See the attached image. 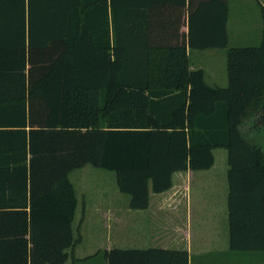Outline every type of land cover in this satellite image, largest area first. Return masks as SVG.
Listing matches in <instances>:
<instances>
[{
    "label": "trees",
    "instance_id": "obj_1",
    "mask_svg": "<svg viewBox=\"0 0 264 264\" xmlns=\"http://www.w3.org/2000/svg\"><path fill=\"white\" fill-rule=\"evenodd\" d=\"M228 11L227 0H0V264L65 263L80 241L72 170L114 172L129 208L145 210L174 173L209 169L215 148L227 152L229 249L264 253V23L259 44L228 47ZM187 48L226 49L227 86L190 70ZM102 254L189 264L186 249Z\"/></svg>",
    "mask_w": 264,
    "mask_h": 264
},
{
    "label": "rangeland",
    "instance_id": "obj_2",
    "mask_svg": "<svg viewBox=\"0 0 264 264\" xmlns=\"http://www.w3.org/2000/svg\"><path fill=\"white\" fill-rule=\"evenodd\" d=\"M228 4V47L259 44L264 19L258 1L228 0ZM225 56L226 49L221 48L194 50L190 60L196 68L204 70L208 84L220 85L218 82L226 79ZM258 138L264 150V134L259 133ZM213 156L212 168L194 171V180H190L187 190L193 209L185 238L191 244L193 264H207L215 251L228 249L227 215L223 212L227 152L224 148H216ZM68 178L77 198L72 225L74 236L79 234L80 241L74 248V257L78 260L75 264H104L102 253L111 248L187 247L186 243L173 245L157 240L159 236L164 242H176L182 233L169 229L160 235L155 231L151 206L145 210L129 208V197L118 190L114 172L86 164L72 170ZM110 204L114 206L108 208ZM185 214L189 220L188 213ZM167 217L171 219L172 213L169 212ZM169 223L171 226V221ZM88 256L94 257L87 259ZM65 264H70V258Z\"/></svg>",
    "mask_w": 264,
    "mask_h": 264
},
{
    "label": "crops",
    "instance_id": "obj_3",
    "mask_svg": "<svg viewBox=\"0 0 264 264\" xmlns=\"http://www.w3.org/2000/svg\"><path fill=\"white\" fill-rule=\"evenodd\" d=\"M257 1H258L259 8L264 9V0H257ZM227 3H228V0H227ZM228 7H229V4H228ZM261 14L264 19V13L261 12ZM228 18H229V11H228ZM227 23H228V20H227ZM263 23H264V20H263ZM182 30L186 31V27H182ZM227 33H228V30H227ZM228 41H229V38H228ZM193 51L194 50L187 48V55L189 59V69L190 70L197 69L196 66L193 65L190 60V55ZM225 70H226V56H225ZM204 80H205V72H204ZM218 83H221V84L220 85L218 84L211 85L208 83L207 84L210 86H214V87L225 88L228 84L227 72H226V79L225 80L223 79L221 82H218ZM213 164H214V161H213ZM212 166L210 168H212ZM227 170H228V165L225 170V177H224L226 180V186H227V191L224 197L225 205L223 207V212H225V215H227V193H228ZM193 172L194 171L192 170H187L185 172L174 173L172 177V181H173L172 187L169 190L162 192V193H158V194L151 193L149 196V205H148V207L151 206L153 208L151 215L153 216L152 220L154 221V225L156 226L155 231L160 232V235H163V233L168 232L169 229L176 232L177 234H179V232L182 233L181 238L180 239L178 238L177 239L178 241L176 240V242L175 241L164 242L162 241L163 240L162 238H159V236L157 237V240H160L162 243H168V244H173V245H179L182 243H186L187 245L186 248H176V249H186L188 251L189 264H193V256L190 252L191 244L189 240L188 241L186 240L185 235L187 234L186 229L188 228L189 222H191L189 217L193 209V206L191 205L190 194L187 193V190L189 189V186H190V180H194ZM111 206H114V205L113 204L107 205L108 208H110ZM169 212L172 213L171 219L167 217V214ZM185 213H188L189 220H187L186 218L187 214ZM184 214H185V218H184ZM170 221H171V226L169 223ZM227 223H228V218H227ZM72 232H73V225H72ZM228 237H229V229H228ZM105 250H110V249H105ZM215 252L216 254L210 255L209 259L211 260L209 263L206 262L207 264H264V253L262 252H239V253L236 252L235 253V251L230 250L229 249V238H228V249H225V251L223 250L222 252L220 251H215ZM67 253H69L68 259L70 258V264H71V254L74 256V248L67 249ZM88 257H91V256H88ZM68 259L65 261V263L68 261ZM199 260L202 263V259H199Z\"/></svg>",
    "mask_w": 264,
    "mask_h": 264
}]
</instances>
